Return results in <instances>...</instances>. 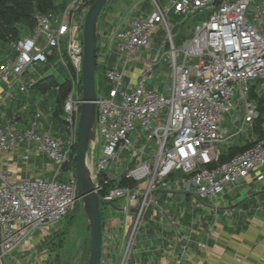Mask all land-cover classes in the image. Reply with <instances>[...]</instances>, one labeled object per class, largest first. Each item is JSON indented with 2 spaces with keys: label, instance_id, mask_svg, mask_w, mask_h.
Returning a JSON list of instances; mask_svg holds the SVG:
<instances>
[{
  "label": "built area",
  "instance_id": "obj_1",
  "mask_svg": "<svg viewBox=\"0 0 264 264\" xmlns=\"http://www.w3.org/2000/svg\"><path fill=\"white\" fill-rule=\"evenodd\" d=\"M94 1L68 0L62 9L36 13L32 32L16 42L15 59L0 66L1 85L21 80L29 68L48 64L54 57L53 64L62 65L72 81L64 105L65 124L71 134L68 148L52 131H37V123L28 129L0 124V157L26 145L24 158L29 160L33 146L57 165V173L65 170L68 174L67 181H11L0 169V264L37 229L58 223L82 201L72 153L82 104L83 25ZM152 6L148 15L111 33L118 57L106 72L111 89L97 101L90 168L95 192L102 200L126 201L121 264H129L153 193L170 190L174 173L183 175L191 194L202 203L214 201L227 186L248 178L257 167L264 168V116L262 134L253 145L224 162L220 148L225 141L222 114L231 111L236 94L244 106V123L251 124L260 116L250 92L254 83L264 80V1L253 5L250 0H173L164 8L153 0ZM212 7L215 12L195 27L190 44L176 47L169 32L171 44L165 41V45L170 48L157 57L169 59L171 83L165 92L150 88L148 82L160 57L145 61L142 56L151 52L154 32L163 26L169 30L172 12L189 18ZM141 61L146 62V68L135 81L129 71ZM25 89L22 84L21 91ZM142 140L153 145L139 149ZM98 141L100 154L96 155ZM122 152L137 157L134 165L124 170L125 181L132 183L129 186L119 178L118 169H113L114 163L122 160Z\"/></svg>",
  "mask_w": 264,
  "mask_h": 264
},
{
  "label": "crops",
  "instance_id": "obj_2",
  "mask_svg": "<svg viewBox=\"0 0 264 264\" xmlns=\"http://www.w3.org/2000/svg\"><path fill=\"white\" fill-rule=\"evenodd\" d=\"M250 1L254 5L264 0ZM158 2L161 4L159 0ZM161 6L163 5L161 4ZM168 6L169 4L166 7ZM152 9L141 12L138 16L128 20L124 16L119 24L111 29L106 25L107 13L103 14L102 12L98 29L99 72H96V83L97 75L99 78L107 80L106 72L118 57L117 43L111 42V33L119 29H126L130 21L148 15ZM201 12H207L209 15L195 27L207 21L215 9L212 7ZM176 16L181 18L182 23L192 17ZM250 19H255L253 13L250 14ZM169 32L172 42L176 46L170 26ZM16 42L17 40L13 41L12 46L15 50L14 59L16 57ZM4 45L0 43L1 49L6 52ZM142 57L148 61L144 54ZM14 59L1 56L0 66L6 61ZM144 64L146 67V62L141 61L129 71L133 80L139 79L141 71L145 69L140 65ZM50 65L55 66L53 63H48L27 70V72L36 70L38 73L44 71V74L37 79L31 78L24 81L23 76L19 81L11 80L0 85V124L15 129H28L37 123V131L40 133L52 131L57 138L62 140L63 147L68 148L71 134L63 119L56 115L60 109L56 93L58 88L43 91L35 86L40 80L53 75L49 73ZM130 80L131 78L128 76L126 81L130 82ZM22 84L26 87L24 91H21ZM263 96L264 80H260L255 83L252 95L250 92V100L260 113V116L251 124L243 122L245 110L239 95L236 94L233 97L232 109L229 113L222 114L220 124L225 133V141L220 144L223 155L230 156L239 153L260 138L264 116L261 111L264 108V104L261 102ZM144 144H147L148 148L153 145L147 140H142L139 142L138 148L143 149ZM25 150L26 145H21L6 157H0V169L7 174L9 180L41 178L67 181V172L61 170L57 173V165L46 155L38 153L32 146L29 160H26L24 158ZM127 154L122 152L119 156L124 160ZM128 167L130 165L125 169ZM117 171L125 185H132L120 175V169ZM261 176H264V168L259 166L251 172L248 178L227 186L226 190L214 201L205 200L199 203L191 194L183 175L174 173L171 178L170 190H159L153 193L152 201L144 215V225L137 235L135 249L129 258V264H264V178L260 179ZM118 201H122L123 204L116 205L115 203ZM118 201L114 203V207L115 210L125 214L126 220L124 219L122 223L114 218L104 219L102 211V264H121L123 260L122 243L128 213L122 210L126 201L124 199ZM56 225L57 223L37 229L36 231L39 233L35 231L6 257L13 259L12 254L16 251L31 253L38 247L49 243L53 237L57 236ZM35 256L36 261L31 264H47V260L52 262L50 257H47V250H43L41 255ZM26 258H29V254L26 255ZM1 264H4V259Z\"/></svg>",
  "mask_w": 264,
  "mask_h": 264
},
{
  "label": "rangeland",
  "instance_id": "obj_3",
  "mask_svg": "<svg viewBox=\"0 0 264 264\" xmlns=\"http://www.w3.org/2000/svg\"><path fill=\"white\" fill-rule=\"evenodd\" d=\"M159 1L165 7L168 4L170 5V3L172 2V0ZM258 1L259 0H255V2ZM152 3L153 0H110L106 10L103 11V14L107 13V27L110 29L115 28V26L119 24L124 16L128 20L138 16L139 14H141V12L151 10ZM208 15L209 14L207 12H200L197 15H193L185 23H182L181 18H178L173 12L170 13L168 21L170 29H172L174 38L176 40V47L180 48V46H186L190 44L192 41V32L195 25L207 19ZM25 35H27V32H21V37ZM165 41L171 44L169 30L166 26H163L157 29L151 38L152 53H144V57L148 61H155L160 57L158 65L155 66V69L152 73V79H150V81L148 82V86L157 88L158 90L163 92H165L167 85L171 83L173 72L170 66V61L167 57H161L160 54L159 57H157L159 52L163 53L170 48V45H165ZM4 46L7 51L4 52L0 47V50H2L0 51V57L5 56L7 58L9 57L14 59L15 50L12 47L13 41L6 42ZM54 61H56V58L54 59ZM34 67H41V64L32 66V69H34ZM140 67L146 68L145 64L140 65ZM49 68V73L54 75L59 85H62L67 78V72L65 68L62 65H50ZM43 74L44 71H40L38 73L36 70H30L26 72L23 79L24 81H28L31 78L37 79ZM110 85L111 84L108 80L99 78V76L97 75L98 97L106 96L109 91ZM94 150L95 147L91 151V157H93L92 155H94ZM99 154L100 142L98 141L96 155ZM136 161L137 157H131L130 154H127L124 160H120L119 164L114 163L113 169H120V175L124 177L123 170H125V168L132 162L133 163L130 166H133L134 162ZM115 204H119L121 206L123 202L118 201ZM102 211L104 219L114 218L120 223H122V221L125 219V214L118 210H115L114 205H102ZM87 226L88 220L83 210L82 201H78L74 208L70 210V212L55 226L57 230V236H55V238L53 237L52 240L49 241V243L38 247L36 251H33L31 253H21L18 251L14 252L12 254L13 259H10L8 257L4 258V264H31L36 261L35 255H41L43 250H47V257L49 256L52 261L50 262V260H47V264H86L88 261V253L91 241V232L87 230ZM28 254L29 258H26V255Z\"/></svg>",
  "mask_w": 264,
  "mask_h": 264
},
{
  "label": "water",
  "instance_id": "obj_4",
  "mask_svg": "<svg viewBox=\"0 0 264 264\" xmlns=\"http://www.w3.org/2000/svg\"><path fill=\"white\" fill-rule=\"evenodd\" d=\"M110 0H95L83 25L82 104L76 143V176L78 192L91 232V252L88 264H102V205L111 204L95 192L90 168V154L96 142L97 126V46L99 19ZM118 201V200H117ZM116 202V201H115Z\"/></svg>",
  "mask_w": 264,
  "mask_h": 264
},
{
  "label": "trees",
  "instance_id": "obj_5",
  "mask_svg": "<svg viewBox=\"0 0 264 264\" xmlns=\"http://www.w3.org/2000/svg\"><path fill=\"white\" fill-rule=\"evenodd\" d=\"M67 1L68 0H0V43L4 44L9 41L18 40L19 38H21V32H27V34L31 33L35 26L36 13L38 12L47 13V12L57 11L65 7ZM108 4L106 5L105 9L107 8ZM98 58L99 55H98V47H97L96 72L99 69ZM54 59H55L54 57H51L49 64H52L54 62ZM70 66L72 67L71 64ZM72 71H74L73 68ZM35 86L39 87V89L43 91L58 88V90H56L57 91L56 93L58 96L60 109L57 111L56 115L60 116L65 123L64 105L72 89V81L69 79L68 75L65 82L62 85H59L57 83L54 75H50L47 78L40 80ZM254 87H255V83L251 87V95L253 94ZM80 93L81 95L83 93L82 84L80 86ZM261 102L264 104V96ZM261 111L262 114L264 115V108ZM76 150H77L76 146H74L72 153L73 154L72 161L74 165L76 164ZM242 151H240L239 153H241ZM239 153L230 156L222 155V161L223 162L227 161L231 157ZM90 248H91V241H90ZM88 261L86 264H88Z\"/></svg>",
  "mask_w": 264,
  "mask_h": 264
}]
</instances>
